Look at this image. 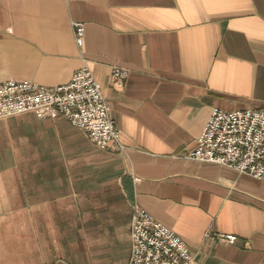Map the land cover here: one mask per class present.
<instances>
[{"label":"crops","instance_id":"crops-1","mask_svg":"<svg viewBox=\"0 0 264 264\" xmlns=\"http://www.w3.org/2000/svg\"><path fill=\"white\" fill-rule=\"evenodd\" d=\"M84 67L120 146L62 118L0 121V264H129L135 206L193 264H264V180L190 158L213 109H264V0H0V84Z\"/></svg>","mask_w":264,"mask_h":264},{"label":"built area","instance_id":"built-area-1","mask_svg":"<svg viewBox=\"0 0 264 264\" xmlns=\"http://www.w3.org/2000/svg\"><path fill=\"white\" fill-rule=\"evenodd\" d=\"M73 27L77 46L81 48L84 27L76 23ZM127 76V71L115 68L112 79L121 87ZM23 115H32L40 121L62 118L85 132L100 151L120 146V131L111 108L89 67L79 70L68 84L57 88L30 82L0 84V121ZM190 158L264 180V109L234 112L213 109ZM224 239L230 244L236 242L232 236ZM131 245L129 264H193L186 243L139 206L133 210Z\"/></svg>","mask_w":264,"mask_h":264}]
</instances>
